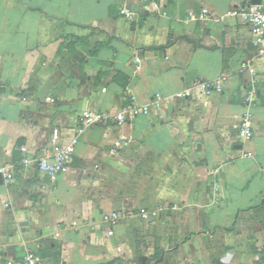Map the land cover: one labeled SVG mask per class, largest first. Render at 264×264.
<instances>
[{"label": "crops", "instance_id": "obj_1", "mask_svg": "<svg viewBox=\"0 0 264 264\" xmlns=\"http://www.w3.org/2000/svg\"><path fill=\"white\" fill-rule=\"evenodd\" d=\"M249 3L0 0V165L18 166L0 185L1 253L32 252L39 264H264V54L229 16ZM217 80L221 92L172 99ZM158 94L169 100L133 123L84 130L56 184L21 164L50 152L54 128L70 145L86 110ZM114 211L126 218L110 236L103 215Z\"/></svg>", "mask_w": 264, "mask_h": 264}, {"label": "built area", "instance_id": "obj_2", "mask_svg": "<svg viewBox=\"0 0 264 264\" xmlns=\"http://www.w3.org/2000/svg\"><path fill=\"white\" fill-rule=\"evenodd\" d=\"M122 15L133 17L134 13L128 10H122ZM204 14H208L205 10ZM230 17L240 19L249 29L252 37V44L259 54H264V4L253 5H238L230 13ZM138 65L142 64L141 59L136 60ZM140 66L137 67L139 71ZM222 81H198L195 82L190 88L179 92L174 96L177 101L191 99L195 96L196 92L211 94L212 92L222 91ZM169 100L161 95L154 96L151 101L146 105L137 103L136 98L132 97L129 104L118 108L116 112L102 113L93 109L86 110L80 116V122L83 128L79 130L78 135L73 139L70 145L62 146L60 144V128H54L51 135L52 149L43 158L36 160L31 157H26L21 164L25 167L36 165L40 172L45 174L52 184H56L59 179L65 175L68 170L73 156L76 153V147L79 143L80 134L84 130L92 127H120L126 124L135 122L141 116L149 115L154 108H162V106ZM259 101V94L254 87L247 95L245 105L248 113L242 119L239 126V134L244 139H251L254 136V128L252 120L254 114L252 109ZM25 152V149L22 148ZM247 157H252V154H246ZM17 164L13 162H6L0 165V185L6 187L13 184L17 175ZM216 193L218 189L215 190ZM165 208H157L155 211L162 212ZM143 220H149L151 217L150 212L141 210ZM126 218L125 214L118 211L107 213L103 215V222L110 228L109 235H114L113 228L119 225ZM59 237V236H58ZM0 264H39L38 256L35 253L28 252L24 259L14 260L0 252Z\"/></svg>", "mask_w": 264, "mask_h": 264}, {"label": "water", "instance_id": "obj_3", "mask_svg": "<svg viewBox=\"0 0 264 264\" xmlns=\"http://www.w3.org/2000/svg\"><path fill=\"white\" fill-rule=\"evenodd\" d=\"M253 5H260L261 4V0H251Z\"/></svg>", "mask_w": 264, "mask_h": 264}]
</instances>
